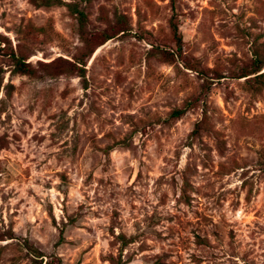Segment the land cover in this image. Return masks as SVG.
Returning <instances> with one entry per match:
<instances>
[{
	"label": "rangeland",
	"instance_id": "1",
	"mask_svg": "<svg viewBox=\"0 0 264 264\" xmlns=\"http://www.w3.org/2000/svg\"><path fill=\"white\" fill-rule=\"evenodd\" d=\"M62 1L82 29L0 0L35 74H11L0 42V264H264V85L234 77L264 0ZM171 21L206 78L159 53ZM81 33L113 37L85 56Z\"/></svg>",
	"mask_w": 264,
	"mask_h": 264
},
{
	"label": "trees",
	"instance_id": "2",
	"mask_svg": "<svg viewBox=\"0 0 264 264\" xmlns=\"http://www.w3.org/2000/svg\"><path fill=\"white\" fill-rule=\"evenodd\" d=\"M29 4L32 5L36 9H50L52 7H60L64 6L68 10V12L75 16L80 29L85 23V14L82 10H80L75 3H66L62 0H28ZM170 28L172 33V39L175 44V50H166V49H159V53L162 55L164 61L169 64H173L175 62H182L186 68L189 70L196 72L201 77L206 78L207 74L202 70H199L195 64V60L187 61L183 54V40L181 34L178 30V26L175 22H170ZM123 31V30H122ZM27 36L31 39H37L39 35H46V29L44 27L34 28L30 27L26 32ZM2 41L8 45V47L3 50V56L6 57L11 70L10 73L13 75H20V76H34V69L32 66L26 62L28 54L23 51L20 46H17L15 50L9 44V41L6 38L0 36ZM101 37V39H99ZM113 36L102 34L101 36H94L89 37L81 33V40L83 43V49L85 50V56L90 55L98 46L105 43ZM98 39V40H97ZM3 70L0 67V86L2 84V74ZM249 76H253L252 78L259 83V85H264V44L256 45L252 50V58L247 65L240 67L235 74L236 79L246 78L245 80L251 79ZM221 76L217 75V79H220ZM10 87V86H9ZM6 95H10V91L6 92ZM191 108V104H186L182 108H177L171 111L170 117L171 118H179L185 114V112ZM205 121L200 120L199 122L195 123L193 130L190 133V137H196L199 135V132L203 129ZM124 238V237H123ZM126 240L123 239V243L125 244ZM116 264H124L121 259L117 261Z\"/></svg>",
	"mask_w": 264,
	"mask_h": 264
}]
</instances>
